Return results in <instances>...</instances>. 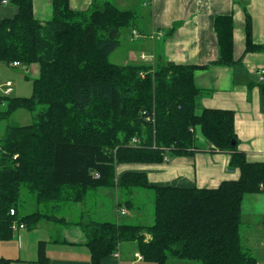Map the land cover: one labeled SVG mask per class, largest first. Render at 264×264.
Wrapping results in <instances>:
<instances>
[{
	"label": "trees",
	"instance_id": "trees-1",
	"mask_svg": "<svg viewBox=\"0 0 264 264\" xmlns=\"http://www.w3.org/2000/svg\"><path fill=\"white\" fill-rule=\"evenodd\" d=\"M8 2L15 12L0 16V63L36 64L39 76L32 95L5 96L7 109L0 112L10 117L26 109L33 115L30 124L6 125L0 137L1 238L12 237L14 223L32 227L50 219L83 230L90 264H102L122 243H135L148 264H259L244 243L242 204L246 194L264 192V162L249 161L233 144L232 110H198L199 66L112 61L135 12L110 0H93L86 10L53 0V17L46 21L36 16L34 0ZM215 27L217 62L232 64V16H219ZM202 140L211 150L233 153L230 166L240 170L238 179L218 187L181 186L154 183L146 170L119 171L194 154L203 149ZM104 188L135 210L131 221L121 219L120 199L115 214L104 210L107 219L85 217V209L72 220L63 215L68 205L83 207L91 192ZM25 189L35 195L37 209L30 213L20 209ZM137 190L153 193L150 222L142 221ZM46 243L39 245L40 263L48 260ZM0 264L11 259L0 257Z\"/></svg>",
	"mask_w": 264,
	"mask_h": 264
},
{
	"label": "crops",
	"instance_id": "crops-1",
	"mask_svg": "<svg viewBox=\"0 0 264 264\" xmlns=\"http://www.w3.org/2000/svg\"><path fill=\"white\" fill-rule=\"evenodd\" d=\"M110 1L135 12L134 24L123 29L121 35L120 47H124L126 60L123 63L155 65L170 60L199 66L195 71L196 84L202 89L198 110L205 107L232 110L238 150L244 151L251 162H264V83L259 77V70L264 67V0ZM92 3L93 0H70L71 7L76 10L89 9ZM34 6L40 20L53 17V0H34ZM14 12L15 7L0 0V16H11ZM225 15L233 18L232 64L217 62L220 46L215 23L219 16ZM248 21L251 24V46L247 37ZM134 30L140 34L134 35ZM20 66L23 65L0 63V112L1 106H6L5 96L15 92V83L10 77L12 72L8 68ZM26 71L37 73L39 67L33 64L26 67ZM8 81L13 82L10 94L4 92ZM8 118L0 117V137L8 125ZM201 142L203 149L194 154L175 155L164 164L121 166L119 171L146 170L154 183L198 187H218L225 180L240 177V170L230 166L231 151L211 150L209 143ZM102 193L109 194L107 191ZM258 202H264V192L246 194L242 204V212L260 216H253L256 224L264 222L261 216L264 208L256 205ZM34 208L37 209L36 204ZM70 209L63 213L67 220L74 218L69 214ZM249 220L245 231L252 228L253 220ZM250 234L251 229L249 237ZM242 235L244 243L245 239L250 243L246 232ZM42 241L47 242L48 260L44 263L38 261ZM86 243V235L78 225L42 219L35 226L18 227L11 238L0 236V257L11 259V264H90L91 252ZM247 249L255 254L250 244ZM138 253L135 243H122L120 251L105 257L102 264L146 262L137 256Z\"/></svg>",
	"mask_w": 264,
	"mask_h": 264
},
{
	"label": "rangeland",
	"instance_id": "rangeland-1",
	"mask_svg": "<svg viewBox=\"0 0 264 264\" xmlns=\"http://www.w3.org/2000/svg\"><path fill=\"white\" fill-rule=\"evenodd\" d=\"M124 47L121 48L119 47L117 50H115L110 58L112 61L117 62V63H123L125 62L124 58ZM4 65V64H3ZM6 66V65H4ZM38 67V65H36ZM10 72H12V77L14 83H15V92L12 94V96H30L33 93V82L36 77L39 76V72L34 73V72H27L25 66H20L18 68L12 69L8 68ZM13 83V82H12ZM7 107L5 105L1 106V110H6ZM33 121V115L31 112H29L26 109H18L16 110L10 118L6 119V122L8 124H18V125H26L30 124ZM102 191H107L109 194H104ZM138 195L136 194L134 197V200L137 203H140V206L142 207L145 217L142 219V221H147L150 222L152 213L154 212V207H153V201H154V196L144 190H137ZM99 192V193H96ZM102 193V194H100ZM120 193V192H119ZM117 199H120L123 202L124 209H121V211H125V213H122L121 219L122 220H132V217L134 215V209L127 208L125 206V198L122 197V195L117 196L116 191L113 189H100L99 191H94L91 192L87 198V201L83 205V207H80L79 205L73 204V205H68L71 206L69 214L72 217H78L81 215L82 209H85L89 212H85V217H89L90 215L93 217H99V219H107L111 216H104L102 215L104 210L108 211L111 213L115 214V209L117 207ZM24 201V203H23ZM23 201L20 206V209L22 211L26 210L28 212H31V210H34L35 208V195L33 193H29L26 189L23 191ZM255 205V201L253 202ZM247 205V204H246ZM248 205L250 203L248 202ZM256 205H260V207L264 208V202H258ZM26 208V209H25ZM94 213V214H93ZM69 215V216H70ZM255 216H259L258 214L255 215H250L246 214L243 212V230L242 233L244 234L246 232L247 237L250 238V243H248L245 239V246H249L254 250V255H256L259 264H264V222L260 223V221L256 224L255 219H253ZM262 219L264 221V213L261 214ZM260 217V216H259ZM252 221V228L251 229V234L249 237V232L250 229L246 230V223L247 221L249 222L250 220ZM136 221V220H134ZM27 231V230H26ZM141 264H147V262H141Z\"/></svg>",
	"mask_w": 264,
	"mask_h": 264
},
{
	"label": "built area",
	"instance_id": "built-area-1",
	"mask_svg": "<svg viewBox=\"0 0 264 264\" xmlns=\"http://www.w3.org/2000/svg\"><path fill=\"white\" fill-rule=\"evenodd\" d=\"M3 3H8V0H1ZM140 33L137 31V30H134V35L138 36ZM144 57V56H143ZM19 62H15L14 65H18ZM259 77H260V81L264 83V67L260 68L259 70ZM13 90V83L12 81H8L6 82V89L4 90V92L6 94H9L11 93ZM99 176V174L97 175ZM12 213H15V210L12 209L11 210ZM125 212V211H124ZM25 225L24 224H20V225H17L16 223L13 224V229L16 230L18 227H24ZM137 256L141 259H143V256L142 254L138 253Z\"/></svg>",
	"mask_w": 264,
	"mask_h": 264
},
{
	"label": "water",
	"instance_id": "water-1",
	"mask_svg": "<svg viewBox=\"0 0 264 264\" xmlns=\"http://www.w3.org/2000/svg\"><path fill=\"white\" fill-rule=\"evenodd\" d=\"M237 142H236V140H233V144L235 145Z\"/></svg>",
	"mask_w": 264,
	"mask_h": 264
}]
</instances>
